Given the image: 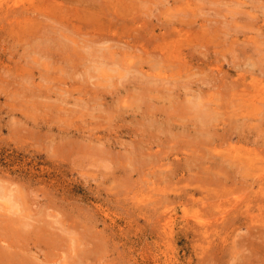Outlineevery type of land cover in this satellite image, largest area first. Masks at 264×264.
Wrapping results in <instances>:
<instances>
[{"label": "rangeland", "instance_id": "obj_1", "mask_svg": "<svg viewBox=\"0 0 264 264\" xmlns=\"http://www.w3.org/2000/svg\"><path fill=\"white\" fill-rule=\"evenodd\" d=\"M102 4L0 0V191L19 198L0 196V264H264V108L240 100L264 87V0ZM71 21L176 80L108 87L89 56L36 46Z\"/></svg>", "mask_w": 264, "mask_h": 264}, {"label": "bare ground", "instance_id": "obj_2", "mask_svg": "<svg viewBox=\"0 0 264 264\" xmlns=\"http://www.w3.org/2000/svg\"><path fill=\"white\" fill-rule=\"evenodd\" d=\"M117 1L118 0H94V3H97L98 5H102L101 7H103L102 3L105 4L107 2L109 4H112L113 2L115 3ZM11 9L15 10V7H11ZM101 11H102V9H101ZM104 11H105V9H104ZM94 12H95V9H94ZM97 15H98V13H97ZM61 24H62L61 25L62 27H65L66 29L73 31L75 36L73 34H70V32H68L67 30L62 32L63 29L59 30V28L56 27L57 32L60 33V35H61L60 37H58L56 35L58 37V38H56L55 33H54V35H53L54 38L42 39L41 41L36 43V46H37V44H44L45 50H52L53 47L51 45H49L50 40L51 39H58L59 40L58 45L62 44L61 46H63L64 49H67L68 52L70 51V55L66 56V57H68L67 60L70 61L72 59V56H74V53H78L77 54L78 58H79V54L84 55L83 58L85 57V55L89 56V57H87L88 60L86 61L87 64H85V65L88 66L89 70L94 69L95 73L100 74L103 77L102 78L103 84H106L108 87L114 86L116 84V82L121 83L122 86H125V84H124L125 80H128V78H129V81H130L131 78H133V77L135 78L134 80H136V77H138V76L143 77V78L145 76L146 78H149V79H147L148 84H158L159 82H163V81L173 83L176 80L175 75L172 73H169L170 72L169 70H165V71L162 70L160 72H156L155 71L156 64H154V66L152 65L150 69H147L146 67H144V65H145L144 63L145 62L147 63L148 60L144 61L143 60L144 58L142 59V57H140V55H136L137 51L135 53H134V50L130 51V50L134 49V45L128 41L126 43H123V42L118 40L119 41V43H118L116 41V39L109 38V41H115L117 43L114 42V44L108 45L109 41L103 42L102 41L103 39L102 40H96L93 36L94 34L87 33L88 31H84L82 29L83 32H86L83 34L82 31L80 30V27L78 25L72 24V21H71V24H68V25L65 24L64 22ZM73 25L75 27H73ZM58 27H60V26H58ZM97 35H98V33H95V37H98ZM104 41H106V40H104ZM106 44L108 46H105ZM135 47H136V45H135ZM137 50H138V47H137ZM81 52H83V54ZM64 53L65 52H63V54ZM140 53H142V51H140ZM142 54L145 55L144 53H142ZM46 58L49 59L50 57H47V54H46ZM64 59H66V58H64ZM162 59L163 60H161V61L164 62L163 56H162ZM53 62H54V60H53ZM152 62L148 61V63H152ZM67 63H70V62H67ZM71 63H73V62H71ZM160 63L161 62H159V64ZM56 64H57V62L53 63V66H57ZM48 66L49 67H46V68H49V70L52 69V68H50V66H52L51 63L48 62ZM128 83H130V82H128ZM151 89L152 88L149 89V92H151L150 91ZM257 91H258L257 94L250 93V96L248 98H247V96L249 93L246 94V97L242 96L240 98V100H242L243 104H246V106L252 110L251 112H249V115L252 114L253 116L255 115V112L256 113L258 112L257 116H260L261 115L260 110L264 108V93L260 92V91H264V87L258 86ZM145 96H146V93H145ZM150 96L151 95H147L148 98H150ZM199 98H200V100H199L200 103H197L195 107H199V111H197L198 112L197 114L199 116V113H201V115H200L201 119H202L201 122L204 124V126H206V128L208 130L214 129L216 122H220L219 124H217V127H222L223 125L225 126L227 124V120L223 117L224 113L223 114L221 113L222 107L220 105H222V104L219 103V101H222V100L214 99L215 94H213V95L211 94V96L209 94V96L206 95V96H201ZM200 111H203V112H200ZM245 119H247V114L245 116ZM223 128L227 129L228 127L226 126V128L225 127H223ZM232 128H233V126H232ZM255 179H256V181H259V183L264 185V171H263V173L259 174L258 177L256 176ZM0 196H2V198L4 200H6L7 202H11L14 205V207L15 206L19 207V198L16 197V194L12 190L11 191L8 189L2 190V191H0ZM221 196L222 195H218V197H221ZM239 202H241V201L239 199H236L234 202L230 203V207L237 209L239 206H241V204ZM224 205H226V203L221 202V201H218L217 203L214 204L215 208L222 207ZM225 212H227V211L224 210L223 213L225 214ZM170 225H171V221L165 223L164 227H167V226L169 227ZM202 227L205 228V227H208V225H203Z\"/></svg>", "mask_w": 264, "mask_h": 264}]
</instances>
